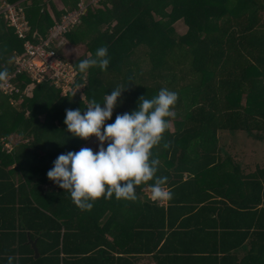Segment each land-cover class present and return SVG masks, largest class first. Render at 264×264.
<instances>
[{
    "label": "trees",
    "instance_id": "obj_1",
    "mask_svg": "<svg viewBox=\"0 0 264 264\" xmlns=\"http://www.w3.org/2000/svg\"><path fill=\"white\" fill-rule=\"evenodd\" d=\"M78 1L64 0L65 10L55 9L53 19L44 0H22L29 37H46ZM98 5L103 8L88 6L66 35L72 45L85 39L91 54L100 46L108 49L104 71L79 72L76 65L85 56L71 62L78 82L86 81L84 100L78 93L62 96L51 82L37 84L32 98L0 94V264L9 256L13 264H130L124 255L137 238L153 243L148 253L160 247L170 260L192 255L196 264H264V0H102ZM201 6H207L203 21L186 16ZM181 18L188 28L173 39L171 25ZM107 21L114 26L102 32L100 23ZM23 48L15 28L0 17V68L14 71ZM14 82L23 89L32 78L22 73ZM117 85L125 88L108 124L133 110L143 95L151 98L161 88L178 93L176 115L153 149L156 175L167 178L164 187L173 195L152 201L150 189L142 192L149 181L136 186L134 201L102 196L81 211L57 184L46 187L52 183L46 173L58 155L94 138L66 131V109L83 111L90 99L102 102ZM188 88L194 91L186 102ZM230 133L245 145L227 143ZM2 140L15 144L13 153L2 150ZM102 208L112 217L135 212L131 231L100 226ZM29 237L37 241L38 258ZM171 242L182 247L173 250Z\"/></svg>",
    "mask_w": 264,
    "mask_h": 264
},
{
    "label": "clouds",
    "instance_id": "obj_2",
    "mask_svg": "<svg viewBox=\"0 0 264 264\" xmlns=\"http://www.w3.org/2000/svg\"><path fill=\"white\" fill-rule=\"evenodd\" d=\"M110 63L108 49L100 46L76 65L84 73L91 67L101 71ZM9 72L0 68V82H6ZM125 85H117L107 92L102 102L90 99L81 108L66 109L63 123L72 137L87 139L94 136L98 144L95 152L88 147L68 151L57 156L46 176L54 184L67 191L72 203L81 211L90 210L100 197L134 201L136 186L148 184L150 199L167 201L172 191L164 187L166 177L157 176L159 159L153 149L160 145L164 132L169 127V118L176 113L173 108L178 93L161 88L151 98L139 97V103L128 112L117 114L112 123L113 110L121 103L118 99ZM106 144V146H105ZM164 148L169 144L165 142ZM13 264V257L7 258Z\"/></svg>",
    "mask_w": 264,
    "mask_h": 264
},
{
    "label": "built area",
    "instance_id": "obj_3",
    "mask_svg": "<svg viewBox=\"0 0 264 264\" xmlns=\"http://www.w3.org/2000/svg\"><path fill=\"white\" fill-rule=\"evenodd\" d=\"M99 1L102 0H79L76 7L63 14L46 37L34 41L29 37L30 24L24 7L19 3L4 0L0 4V17L4 16L8 25L15 28L17 36L23 40L24 48L17 55L15 69L9 73L7 81L0 82V94L25 95L30 88L35 89L37 84L51 82L52 86H57L56 89L60 90L62 95L78 93L84 100L85 85L78 82V74L71 60L61 51L68 44L66 35L71 27L77 24L87 6L95 5ZM22 73L32 78V83L26 84L23 89L14 82V79Z\"/></svg>",
    "mask_w": 264,
    "mask_h": 264
},
{
    "label": "rangeland",
    "instance_id": "obj_4",
    "mask_svg": "<svg viewBox=\"0 0 264 264\" xmlns=\"http://www.w3.org/2000/svg\"><path fill=\"white\" fill-rule=\"evenodd\" d=\"M7 1V0H6ZM88 1V0H87ZM22 0L20 1H17L15 3H19L21 4ZM44 2L46 3L45 5V10L48 12V14H50L51 17H53V19H56L55 18V9H57L58 11H64L65 10V2L64 0H44ZM78 3V2H77ZM77 5V4H76ZM21 6H23V2L21 4ZM54 6V8H53ZM93 6V5H92ZM95 8L96 9H102L103 7L102 6H99L98 3H96L95 5ZM88 7V6H87ZM109 7V5H108ZM89 8V7H88ZM207 9V6H201L199 9L197 10H192V11H189L186 13V16L187 17H191V18H195V19H198L199 21H203L204 20V12L205 10ZM95 10V9H94ZM169 8L166 9V11L169 12ZM88 9L86 8V10L84 11L83 15H85L87 13ZM25 15L27 16V13L25 12ZM193 16V17H192ZM4 17V16H2ZM155 19H158V16L154 15ZM190 18V19H191ZM57 20H55L56 22ZM114 26V22L112 21H107V23H100V29L101 31L103 32L106 28H109L111 29V27ZM187 23H185V20L183 18L179 19V20H176L174 23H172L171 25V29H170V32L169 34L171 35V37L173 39H176L177 37H179L180 35L184 34L187 30ZM83 30V27L81 28L80 31ZM73 47H76V51H73ZM63 52V55L66 56L67 58H69L71 60V62L75 61L77 58L81 57V56H85L87 57L89 54H90V51L87 50V45H86V41L85 39L83 41H80V43H78L77 45H72L71 47V44L68 42V44L64 47V49L62 50ZM82 83L85 85V79L83 78L82 79ZM57 86H54V88H56ZM35 89H32L30 88L27 92H26V96L28 98H32L33 94L35 93L34 91ZM193 88H188L186 89V92L184 93L185 96V100L186 102H188V94H190L191 92H193ZM61 93V92H60ZM62 95V94H61ZM64 96V93L63 95ZM172 130L175 129V126L172 125ZM235 133H230L227 137H228V142L229 144H233V145H242V139L239 138L237 139V141H234L236 138L234 137ZM237 136V134H236ZM233 139V140H232ZM19 140V139H18ZM16 141V140H15ZM98 144L99 142L97 141V139L94 137L92 138L88 143L86 144H83L81 146H79L77 148V151L82 148V147H88V148H91L93 149V151L95 152L96 150H98ZM245 145V144H244ZM242 145V146H244ZM106 146V144H105ZM9 151V150H8ZM55 184L52 182V183H47L46 184V187H49V186H54ZM142 192H145V193H148L149 192V188L148 187H145ZM150 193V192H149Z\"/></svg>",
    "mask_w": 264,
    "mask_h": 264
},
{
    "label": "crops",
    "instance_id": "obj_5",
    "mask_svg": "<svg viewBox=\"0 0 264 264\" xmlns=\"http://www.w3.org/2000/svg\"><path fill=\"white\" fill-rule=\"evenodd\" d=\"M71 47H72V44H71ZM73 51H76V47H73ZM1 142H2L1 145L3 148L2 150H4L6 153H13L14 152L15 144H13L9 140H2ZM102 210H104L102 213V216L97 219V223L100 226H104V225H106V223H108L110 226L113 227V229L123 228L126 232L131 231L130 227H132L131 224H133L132 222H134L133 220H134V217L136 216L135 212L128 211V214L126 213L121 217H116V216L112 217L111 216V210H109L108 208H102ZM95 211H96V208H95ZM141 232H142V230L140 231V233ZM34 241H36V240H34ZM29 243H30V241H29ZM36 243H37V241H36ZM133 243H134L133 251L132 252L129 251L128 253H125V255H124L128 260H130V264H196L195 257L192 255L191 256H188V255L180 256V257H178L179 259L170 260L169 258H173V256L169 255V254L166 255L164 253H161L159 250L160 247H156L155 249L149 251V253H148L147 247L148 246H149V248L152 247L153 243L150 244V241H147L144 238H137L136 240L134 239ZM169 245L171 246V248L173 250L177 249L176 245H179L180 247H182V244H180V243H177L175 245L174 243L171 242ZM187 245H188L187 247L194 246L193 244H190V243H188ZM136 248H138V251L134 252ZM112 254L117 256L116 252H113Z\"/></svg>",
    "mask_w": 264,
    "mask_h": 264
},
{
    "label": "water",
    "instance_id": "obj_6",
    "mask_svg": "<svg viewBox=\"0 0 264 264\" xmlns=\"http://www.w3.org/2000/svg\"><path fill=\"white\" fill-rule=\"evenodd\" d=\"M29 241L32 244V247H33V249L35 251V257L36 258L39 257L40 254H39V250H38L36 241L31 240V238H29Z\"/></svg>",
    "mask_w": 264,
    "mask_h": 264
}]
</instances>
